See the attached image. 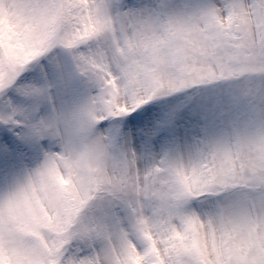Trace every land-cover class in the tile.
I'll return each mask as SVG.
<instances>
[{
    "label": "snow or ice",
    "instance_id": "1",
    "mask_svg": "<svg viewBox=\"0 0 264 264\" xmlns=\"http://www.w3.org/2000/svg\"><path fill=\"white\" fill-rule=\"evenodd\" d=\"M0 264H264V0H0Z\"/></svg>",
    "mask_w": 264,
    "mask_h": 264
}]
</instances>
